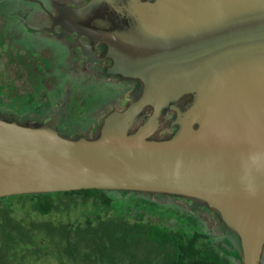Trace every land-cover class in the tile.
I'll return each mask as SVG.
<instances>
[{
  "label": "water",
  "instance_id": "95a60500",
  "mask_svg": "<svg viewBox=\"0 0 264 264\" xmlns=\"http://www.w3.org/2000/svg\"><path fill=\"white\" fill-rule=\"evenodd\" d=\"M114 1L126 22L96 33L112 71L140 79L142 93L96 137L0 116V197L84 188L191 197L238 236L243 264H260L264 0Z\"/></svg>",
  "mask_w": 264,
  "mask_h": 264
},
{
  "label": "flooded vegetation",
  "instance_id": "af4514ba",
  "mask_svg": "<svg viewBox=\"0 0 264 264\" xmlns=\"http://www.w3.org/2000/svg\"><path fill=\"white\" fill-rule=\"evenodd\" d=\"M113 1L0 0V116L21 123H48L70 137H96L111 111L124 109L140 96L143 82L112 71L114 59L110 55V46L96 33L126 22L117 13ZM151 109L149 107L146 113ZM167 117L170 122L174 112H169L163 122ZM169 122L162 123L161 127ZM175 130L176 127H171L165 134L156 132L153 137L163 138ZM144 192L157 198H171L173 205L197 214L205 224V227L174 228L181 239L191 237L185 236V232L202 233L205 236L200 239L207 242H200L198 247L201 250L191 254L196 257L193 260H184L183 256L187 254L182 251L179 264H243L238 236L225 225L215 209L187 196ZM177 199H181L185 206L176 203ZM92 213L94 215L85 225L78 223L82 215L73 221L59 220L65 225V233L60 232V237L53 235V246L64 241L66 254L75 264H133L110 240H117L118 235H124L128 228H121L119 232L123 233L114 237L105 234L106 244L112 246V260L106 257L87 263V251L92 257L97 256L92 243L94 233L85 231L88 225L99 224L95 217L98 213ZM135 214L130 210L114 212L108 218L120 216L133 223ZM138 214L144 221H151L146 212ZM38 232L44 231L35 232L37 240L40 238ZM132 232L130 237H133ZM41 234L45 236V233ZM101 237L100 231L97 238ZM41 246L46 248L48 244L45 246L41 242ZM1 247L6 248L0 245V250ZM139 254L145 255L144 252ZM12 255L15 259L11 264H24L17 260L15 250ZM145 263L166 264L163 256L157 254ZM0 264L10 262L0 257ZM260 264H264V250Z\"/></svg>",
  "mask_w": 264,
  "mask_h": 264
},
{
  "label": "trees",
  "instance_id": "16d2710c",
  "mask_svg": "<svg viewBox=\"0 0 264 264\" xmlns=\"http://www.w3.org/2000/svg\"><path fill=\"white\" fill-rule=\"evenodd\" d=\"M169 117L164 119L163 124L169 122ZM152 195V193L136 190L84 188L0 197V245L6 247L5 250L1 247L0 257L6 258L11 264L15 259L14 255H12L13 250L21 243L33 241L34 237L32 235L35 231L46 230L43 225H47V229L51 232L59 231L63 234L65 233V225L62 223L59 225L53 223L40 224L33 221L28 222L25 219L17 217L16 212L12 209L11 200L14 198H29L41 214L50 213L54 208H60L61 206L62 208L72 209L74 205L86 206L90 203L93 204L95 210L90 211L98 213L95 217L99 221V224L97 226L88 225L85 231H92L94 233L92 243L95 244V247H93L95 251L94 255L97 256L92 257L91 252L87 251L85 253L87 263L96 262L98 259L106 257L110 260L113 259L110 256V247L112 246L106 244L104 237L106 236L105 234L108 237H114L117 233H123V231L119 232L121 228H128L129 230H125L124 235L119 234L117 240H112V238L110 240L112 245L121 249L124 252L125 258L133 264H146L145 260L151 259L156 254L162 255L166 264H179L182 251L187 254L185 257L183 256L184 260H193L196 257L191 254L201 250L198 245L203 241L200 238L205 235L202 233L185 232V236L191 237L189 239H181L182 236L173 226H167L152 220L149 222L144 221L138 212L145 211L138 209L137 206L145 205L146 208L156 209L157 206L161 205L160 201L165 199L164 197H159L157 200H154L151 197ZM127 196L131 197L133 201L131 203L134 206L136 205L134 209L128 208V210H133L137 213L135 214V221L133 223L120 216L117 218H102L100 214L102 207L114 208L118 204H124L128 198ZM170 213L178 218L175 227H205V224L197 214L190 213L184 207L171 205ZM130 229H133V232ZM100 231L102 237L97 238ZM130 232L133 233V237H130ZM203 243L207 242L204 240ZM140 252H144L145 255L139 254ZM198 258L203 257L199 256ZM188 264L191 263L189 262Z\"/></svg>",
  "mask_w": 264,
  "mask_h": 264
},
{
  "label": "rangeland",
  "instance_id": "374dc122",
  "mask_svg": "<svg viewBox=\"0 0 264 264\" xmlns=\"http://www.w3.org/2000/svg\"><path fill=\"white\" fill-rule=\"evenodd\" d=\"M163 123V122H162ZM126 202L124 204H118L114 208H106L102 207L100 212L102 217L108 218L114 212H128V208L134 209V206L131 202L132 198L127 196ZM154 200L158 198L155 196H151ZM161 205L157 206L156 209L146 208L145 205L137 206L138 209H142L146 212V215L154 222L163 223L164 225L173 226L175 228V224L178 218H176L173 214L170 213L171 205H173V201L171 198H165L160 201ZM176 203L182 204L181 199H177ZM12 209L16 212V216L28 220V222H35L40 224L53 223L55 225L61 224L63 221H73L79 215H82L78 219V223L85 225L87 223V219L94 215L92 213L95 210V207L92 203L88 205L76 206L72 209L67 208H54L50 213L41 214L33 205V201L29 198L25 199H17L14 198L11 200ZM183 205V204H182ZM185 206V205H183ZM133 211V210H130ZM62 222H60V221ZM46 228L44 232H38L40 238L37 240L35 237V233H33L32 237L35 238L36 242L29 241L27 243H21L15 248V252L17 254V260L23 261L24 264H75L73 260L68 258L65 251V243L64 241L58 242L53 246L52 237L61 235L59 231L51 232L47 229V225H43ZM36 232V231H35ZM41 233H45V236H41ZM58 234V235H57ZM47 238V239H46ZM41 242L46 248L41 246ZM54 252H57L56 254Z\"/></svg>",
  "mask_w": 264,
  "mask_h": 264
}]
</instances>
